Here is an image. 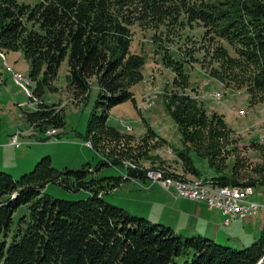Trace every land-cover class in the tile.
Returning <instances> with one entry per match:
<instances>
[{
    "label": "trees",
    "instance_id": "1",
    "mask_svg": "<svg viewBox=\"0 0 264 264\" xmlns=\"http://www.w3.org/2000/svg\"><path fill=\"white\" fill-rule=\"evenodd\" d=\"M194 24L204 29L201 37L211 35L212 40L224 42L210 53L217 65L211 75L221 76L235 90L246 89L252 101L256 93L264 99V0H42L36 4L0 0V48L23 52L31 63L30 77L37 82L35 93H42V86L58 76L66 59L68 79L79 93L90 89L93 78L98 80L102 94L97 109L102 114H94L89 123V138L98 150L91 133L98 126L120 134L106 125L109 109L134 100L132 85L144 79L146 57L132 50V28ZM167 59L175 64L178 78H184L183 64L170 54ZM179 100V110L188 117L185 122L197 129L198 147L209 140L208 149L216 155L222 149L221 134L205 124L206 114L193 97L183 95ZM46 115L35 111L27 114V120L34 124L46 120ZM57 120V129L63 128L64 118L60 115ZM182 156L191 173L200 176L190 155ZM107 157L101 166L122 165L121 160ZM210 165L221 174L219 166ZM132 167L126 178L98 180L90 177L87 167L59 171L45 157L20 180L0 171V264H264V231L251 247L237 250L201 236L182 237L106 202L104 194L109 190L145 179L146 171ZM211 179L222 186L264 185V176L257 182L222 174ZM51 183L86 190L91 196L80 201L55 199L44 192Z\"/></svg>",
    "mask_w": 264,
    "mask_h": 264
},
{
    "label": "rangeland",
    "instance_id": "2",
    "mask_svg": "<svg viewBox=\"0 0 264 264\" xmlns=\"http://www.w3.org/2000/svg\"><path fill=\"white\" fill-rule=\"evenodd\" d=\"M23 1L36 4L42 0ZM132 31L135 38L132 50L146 57L144 79L132 85L134 100L109 109L106 125L120 134L98 126L91 133L99 150L93 148L89 138L90 120L94 114H102L97 109L102 94L98 80L93 78L90 89L84 94L79 93L68 79L66 59L58 76L46 82L42 86L43 92L37 94V82L30 77L31 63L23 52H6L0 48V137L9 132L12 140L14 135L20 134L19 142L23 145L20 155L15 154V147L8 153L10 165L7 166L15 169L19 165L16 159L22 155L31 158L30 164H33L21 173L0 171L20 180L32 173L43 158L50 157L56 170L87 167L91 170L90 177L98 180L122 178L135 166L146 171L145 180L148 172L162 169L178 179H186L184 182L211 179L221 174L235 175L243 182L260 181L264 176V99L256 93L257 97L252 101L246 89L235 90L232 85L227 86L221 76L211 75L217 65L211 61L210 53L224 42L212 40L211 35L201 37L204 29L197 24L149 30L135 26ZM169 54L183 64L184 78H178L175 64L167 59ZM6 63L29 84L16 82L12 73L7 71ZM45 71L46 67L39 80H43ZM178 79L182 81L180 84L176 81ZM215 93L221 94L222 98L215 99ZM183 95L197 101L206 114L205 124L221 134L218 141H221L222 149L216 155L208 149L209 140L198 147L194 135L197 129L185 122L188 117L182 114V109L179 110V99ZM39 110L47 113L46 120H34L31 124L27 114ZM60 115L65 125L57 129ZM45 121L49 122L48 125ZM49 130L56 131V134L58 130V135L49 137ZM182 154L190 155L200 176L191 173ZM107 155L121 160L122 165L101 166L102 162L109 160ZM210 162L220 167L221 174L211 167ZM118 190L120 187L105 193V201L135 214L145 210L152 222L159 223L158 216L164 210L160 186H157V195L141 191L138 194L140 201L133 199L130 202L125 200L121 190L116 193ZM255 191V200L264 206V185L256 186ZM44 192L66 201H80L91 196L86 190L72 191L57 183L47 185ZM135 214L132 215L144 218ZM260 217H257V226L251 225L247 229H243L246 227L243 221L227 226L217 243L237 250L251 247L262 236Z\"/></svg>",
    "mask_w": 264,
    "mask_h": 264
},
{
    "label": "crops",
    "instance_id": "3",
    "mask_svg": "<svg viewBox=\"0 0 264 264\" xmlns=\"http://www.w3.org/2000/svg\"><path fill=\"white\" fill-rule=\"evenodd\" d=\"M9 130H7L8 132ZM9 133V132H8ZM3 134L0 137V170L5 171L8 173H14L12 171H17L21 173L23 171L28 170L32 167L33 164H30L31 158L27 156H18V163L19 165L16 166L15 169L8 168L7 165H10L8 157V153L10 151H14V147L16 148L15 154L20 155L22 152V146L19 147L13 145L12 140L9 138V134ZM34 161V160H33ZM29 162V163H28ZM32 163V162H31ZM9 169V170H8ZM25 169V170H24ZM12 170V171H11ZM162 193L160 192V198L164 199L163 201V211L161 215L158 216L159 221L158 224L167 225L169 228L173 229V231L182 237H204L209 238L214 241H218L219 238L222 239V231L225 228H228L224 225V215L218 209H208L207 205L203 202L188 200L179 198L176 194L172 191L167 192L162 187H160ZM120 190L124 192L125 200L128 202L132 201L133 199H138L139 192H145L150 195H157V185H150V183L145 179H138V181H126L123 182L120 186ZM120 190L116 191L118 193ZM256 199V195L254 196L253 200ZM140 201V199H138ZM144 202V201H142ZM257 202V201H256ZM168 209L167 211H165ZM126 210V209H124ZM127 211V210H126ZM130 214H135L127 211ZM141 214L135 215H142V217L149 219L151 216L145 210L140 212ZM145 215V216H144ZM258 216H261V228L260 232L263 233L264 231V206H262L260 212L252 218L245 219V220H238L243 221L246 227L243 226V229H247L249 226L253 225L257 226L259 224ZM149 217V218H148ZM150 220V219H149ZM234 223V222H233ZM232 223V224H233ZM231 224V225H232ZM237 224H240L237 223ZM230 227V226H229ZM251 227V228H253ZM228 232H231L227 229ZM245 231V230H244Z\"/></svg>",
    "mask_w": 264,
    "mask_h": 264
},
{
    "label": "built area",
    "instance_id": "4",
    "mask_svg": "<svg viewBox=\"0 0 264 264\" xmlns=\"http://www.w3.org/2000/svg\"><path fill=\"white\" fill-rule=\"evenodd\" d=\"M14 77H19L23 81L22 76L14 75ZM47 135L54 137L52 134ZM19 137L20 134H16L12 140L13 145L17 147L21 145ZM124 176L126 178L127 173ZM146 178L150 185L160 186L170 193L173 191L179 198L203 202L210 210H220L225 218V226H230L233 222L241 219L255 217L262 208L258 202L253 200L256 195L255 187L222 186L216 180L208 178L200 186L183 185L182 179L153 172H148Z\"/></svg>",
    "mask_w": 264,
    "mask_h": 264
},
{
    "label": "bare ground",
    "instance_id": "5",
    "mask_svg": "<svg viewBox=\"0 0 264 264\" xmlns=\"http://www.w3.org/2000/svg\"><path fill=\"white\" fill-rule=\"evenodd\" d=\"M6 67H7V71L10 72V73H12L13 77H14V75H15V76H22V75H20V74H18V73H15L14 69H12L11 67H9V66L7 65V63H6ZM22 79H23V81L20 80L19 77H14V80H15L16 82H19V83H25L26 85L29 84V82H28L27 80H25L24 77H22ZM217 94L220 95V96L215 95L214 98H215V99H221V98H222V95L219 94V93H217ZM47 134H52V136H56V135L58 134V131H57V134H56V131H50V132H48ZM55 134H56V135H55ZM88 145H89L90 148H92V145H91L90 142L88 143ZM150 172H153V173H160V174H165V172H163V171H159V170L150 171ZM123 176H124V175H123ZM124 177H125V176H124ZM172 178H174V177H172ZM185 180H186V179H185ZM185 180H184V181H185ZM184 181H183V185H193V186H200V185H202L203 182H204L203 179H202V180H196L195 182H194V181H193V182H184Z\"/></svg>",
    "mask_w": 264,
    "mask_h": 264
}]
</instances>
